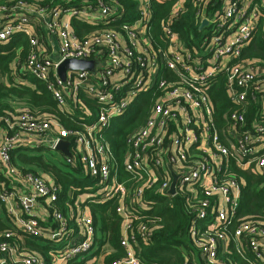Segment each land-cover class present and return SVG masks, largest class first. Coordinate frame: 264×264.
I'll return each instance as SVG.
<instances>
[{"label": "built area", "instance_id": "2783aa9c", "mask_svg": "<svg viewBox=\"0 0 264 264\" xmlns=\"http://www.w3.org/2000/svg\"><path fill=\"white\" fill-rule=\"evenodd\" d=\"M42 1L2 0L0 43L27 40L24 68L80 128L66 129L57 119L25 110L14 121L4 117L14 133L0 137V165L13 184L0 190V204L13 226L0 234L13 242H0V264H96L99 258L103 264L114 250L98 233L88 204L111 199L117 201L123 254L108 264H140L138 238L150 237L147 220L158 198H177L186 215L193 252L184 253L183 264H264V210L248 219L237 216L241 183L230 169L232 161L264 175V60L241 57L258 28L264 37V0H193L198 31L207 22L198 47L185 45L174 30L186 12L183 0H173L160 20L159 41L150 34L151 0H136L133 20L117 0ZM72 18L97 28L80 37ZM65 59L93 60L94 72L68 70L63 81L56 68ZM220 73L229 106L219 127L209 89ZM144 98L151 105L144 122L124 137L119 177L106 136L113 121L129 119ZM61 140L69 141L73 155L64 156L68 170H79L93 195L66 211L58 206L52 180L17 171L9 154L14 145L32 147L29 142L53 150ZM66 197L72 201L73 192ZM27 238L47 245V258L30 250Z\"/></svg>", "mask_w": 264, "mask_h": 264}, {"label": "trees", "instance_id": "16d2710c", "mask_svg": "<svg viewBox=\"0 0 264 264\" xmlns=\"http://www.w3.org/2000/svg\"><path fill=\"white\" fill-rule=\"evenodd\" d=\"M55 1L46 0L42 1V4L53 5ZM117 1L120 8L127 13L129 20H133L137 16L135 11L136 0ZM183 3L186 12L174 22V30L179 34L180 39L185 42V45L188 47L196 45L198 47L200 32L198 31V19L196 16L197 6L193 0H183ZM172 4L173 0H168L162 4L151 0L150 34L154 40L159 41V22L168 15ZM124 21H127V19L123 18L118 24ZM70 26L74 33L80 37L97 28V26L82 23L75 18L71 19ZM261 32V28H258L256 36L243 50L242 59L264 60V37ZM30 51L29 44L23 36H18L6 44L0 43V137L5 133L9 135L14 133L7 128L3 119L6 115H9L14 121L20 109L29 112L35 118L57 119L66 129H79L80 127L75 121H72L69 116L62 114L58 110L45 83L34 78L24 68L25 58ZM218 76H220V81L209 89V94L213 105V117L220 127L222 115L227 110L229 102L223 85V76L225 75L220 73ZM148 98H144L137 103V106L134 107L133 115L129 119L126 118V115L115 119L110 133L106 136L114 152L119 177H123L121 155L124 151V137L144 122L151 105V100ZM87 103L91 106V103ZM255 110L256 108H253L249 111L247 117H252ZM29 149H33V147L21 144L10 147L11 166L22 173L33 172L40 174L33 171V169L27 170L20 165L22 163L42 169L41 175L46 176L47 174L53 184L58 187L56 200L62 211L72 207L75 201L80 202V194L84 191V183L89 182L80 177L79 170H68L69 167L67 165V168L62 169L56 165L44 162L41 156H28L23 151H29ZM230 165L231 171L241 183V196L237 208V216L248 219L255 215H262L264 210V175H256L252 171L238 169L232 161ZM12 184L11 178L7 179L4 177V172L0 165V190L6 186L9 189ZM68 190L73 192V198L72 201L66 202ZM153 198L155 199V197ZM154 202L151 204L153 207L149 211L147 220L150 237L148 239L138 238L140 250L136 253V256L140 264H183L184 253L190 254L193 252L188 236V223L186 222L183 208L177 198L172 201L158 198ZM80 204L83 203L80 202ZM116 204L117 201L115 199L102 204H88L95 225L98 227V233L102 237L107 238L108 244L114 250L113 253L104 257V264H108L110 260L123 254V250L119 246L122 224L115 213ZM150 220H152V223ZM12 223L13 219L7 214L6 208L0 204V233L11 228L13 226L11 225ZM138 225V222L134 221L133 229L135 230ZM1 241L13 242L12 239H6L0 234ZM25 242L30 250H37L47 258L49 250L47 245L43 246L41 242L32 238H27ZM238 264L245 263L239 260Z\"/></svg>", "mask_w": 264, "mask_h": 264}, {"label": "rangeland", "instance_id": "374dc122", "mask_svg": "<svg viewBox=\"0 0 264 264\" xmlns=\"http://www.w3.org/2000/svg\"><path fill=\"white\" fill-rule=\"evenodd\" d=\"M122 121H124V120H122ZM27 145H31L33 147V149H29V151H23L28 156H41L42 160L44 162L56 165V166H58V167H60L62 169L66 167L65 166L66 164H65L64 156L61 155L58 151H56L54 149L52 150L49 147H47L48 145L46 143L44 145H41L40 143H31V142H29V144H27ZM31 150H34V151H31ZM20 165H22L27 170L28 169L29 170L33 169V171L42 174V172H41L42 169H40V168L38 169L34 165H27V164H23V163L20 164ZM83 190H84L83 193L80 194V199H81L82 203H84L87 199H89L90 197L93 196L92 195L91 184L84 183Z\"/></svg>", "mask_w": 264, "mask_h": 264}, {"label": "water", "instance_id": "95a60500", "mask_svg": "<svg viewBox=\"0 0 264 264\" xmlns=\"http://www.w3.org/2000/svg\"><path fill=\"white\" fill-rule=\"evenodd\" d=\"M207 24L206 20H202V22L199 25V31ZM94 65L95 62L93 60H82V59H65L61 61L57 68H56V74L61 80H65L66 78V72L68 70L77 71V70H89L90 72H94ZM54 150L58 151L61 155L73 159V155L70 151V143L67 140H61L59 141L55 147ZM173 184L171 185L169 189V193L172 194L174 192L173 190Z\"/></svg>", "mask_w": 264, "mask_h": 264}, {"label": "crops", "instance_id": "0c3cea01", "mask_svg": "<svg viewBox=\"0 0 264 264\" xmlns=\"http://www.w3.org/2000/svg\"><path fill=\"white\" fill-rule=\"evenodd\" d=\"M39 213L42 214V209H40ZM102 259L103 258H99L96 264H102Z\"/></svg>", "mask_w": 264, "mask_h": 264}]
</instances>
